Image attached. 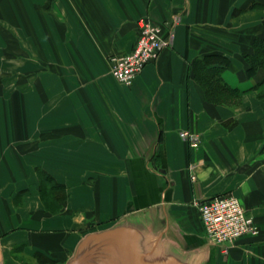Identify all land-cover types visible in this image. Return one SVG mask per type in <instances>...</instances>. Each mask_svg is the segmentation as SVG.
<instances>
[{
	"label": "crops",
	"instance_id": "1",
	"mask_svg": "<svg viewBox=\"0 0 264 264\" xmlns=\"http://www.w3.org/2000/svg\"><path fill=\"white\" fill-rule=\"evenodd\" d=\"M260 1L0 0L8 48L0 71L10 74L0 84L14 86L16 99L8 152L15 191L0 188L4 264H66L84 236L123 220L202 264H264V71L248 77L243 60L264 36V9L246 10ZM143 16L173 39L125 86L111 59L133 52ZM244 29L253 35L241 51ZM211 54L229 60L222 78L240 91L236 103L208 101L199 74L223 66L220 58L207 65ZM182 131L201 134L198 149ZM41 172L65 187L64 201L48 202L56 210L42 197ZM228 194L260 233L225 257L195 203Z\"/></svg>",
	"mask_w": 264,
	"mask_h": 264
},
{
	"label": "built area",
	"instance_id": "2",
	"mask_svg": "<svg viewBox=\"0 0 264 264\" xmlns=\"http://www.w3.org/2000/svg\"><path fill=\"white\" fill-rule=\"evenodd\" d=\"M178 21L176 19L175 25ZM139 29L140 35L133 52L111 59L113 77L126 86H132L146 66L157 61L173 39V33L166 36L165 28L147 17L139 21ZM180 136L193 149L201 145V134L183 131ZM195 205L208 241L217 246L223 255H228L229 250L241 239L256 237L260 233L254 217L235 195H220L198 201Z\"/></svg>",
	"mask_w": 264,
	"mask_h": 264
},
{
	"label": "water",
	"instance_id": "3",
	"mask_svg": "<svg viewBox=\"0 0 264 264\" xmlns=\"http://www.w3.org/2000/svg\"><path fill=\"white\" fill-rule=\"evenodd\" d=\"M4 251L0 245V264ZM66 264H202V260L170 246H156L145 224L123 220L84 236Z\"/></svg>",
	"mask_w": 264,
	"mask_h": 264
},
{
	"label": "trees",
	"instance_id": "4",
	"mask_svg": "<svg viewBox=\"0 0 264 264\" xmlns=\"http://www.w3.org/2000/svg\"><path fill=\"white\" fill-rule=\"evenodd\" d=\"M258 9H264V4L253 2L246 10L253 11ZM246 10H238V12H235V14H242ZM251 49L252 52L243 55V60L247 66L248 77L256 76L259 70L264 71V36H256L253 40ZM219 58L220 61H222L223 66L220 68H205L203 74H199L198 79L202 82L201 85L203 86L209 102L216 105H231L233 98L236 99L239 97L240 91L229 87V85H227V83L222 78L223 70L230 66L229 60L225 56L211 54L207 56L206 63L207 65H211L213 61L219 60ZM41 175L43 176L44 181L41 194L47 204V207L49 208L48 202H51V200L53 201V199L58 201L62 199L64 201L66 199L65 187L58 184L51 175L44 172H41ZM46 185L48 186V189L46 188ZM48 193L50 194L48 195Z\"/></svg>",
	"mask_w": 264,
	"mask_h": 264
},
{
	"label": "rangeland",
	"instance_id": "5",
	"mask_svg": "<svg viewBox=\"0 0 264 264\" xmlns=\"http://www.w3.org/2000/svg\"><path fill=\"white\" fill-rule=\"evenodd\" d=\"M259 3L264 4V1L261 0ZM143 17L146 18L147 16H143ZM151 21L154 22L152 19ZM178 23L179 21L177 22V24ZM257 27H259V25H257L256 28ZM244 30L245 31L241 30V34L239 36V44H240L241 51H242V48H248V46L250 45V42L248 43L247 38L250 37V40H252L251 37L253 35L252 32L247 31L248 29H244ZM5 32L6 31L3 29L0 30V34L5 33ZM259 32L260 30L258 29L255 30L256 35ZM248 33H250L249 37H247ZM227 35L228 36H224V37L230 40V34H227ZM5 40H7V36L3 37L0 35V42H1L0 44L2 45V47H5V48H1V52H0V55L3 57L6 56L5 53L8 50V48H6L7 42ZM245 51H247V49H245ZM8 72L9 71L6 68L2 69L0 71V77H9L10 74ZM4 83L0 84V188L3 189L1 191V194L4 192V194L7 196V195H10L8 193L12 194L15 191L13 188V181L9 180V175H14V170L13 169L11 170L12 166H11V163L9 162L10 160L8 161V152L10 153L11 151V149H9V146L11 144V141L14 139L13 138L14 135L12 132L13 131V118L11 117L12 112L10 111L14 108V105H15L14 100L16 99L14 98L13 94H10L11 89H13L14 86H10L9 84H4ZM235 101L236 100H232V103ZM239 103H241V101H239ZM20 142L22 144L23 140H21ZM42 184H44V182H42ZM49 194L50 193H48V195ZM48 206H50V204H48ZM50 207L56 210L55 207L53 206H50ZM21 254L22 253H20V255ZM224 256L226 257L228 255H224ZM22 263L28 264V262H25V261H23Z\"/></svg>",
	"mask_w": 264,
	"mask_h": 264
}]
</instances>
